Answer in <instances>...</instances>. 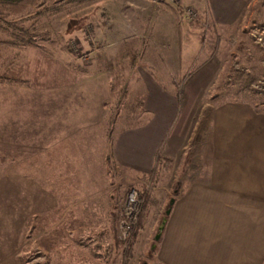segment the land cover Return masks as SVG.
<instances>
[{
  "label": "rangeland",
  "instance_id": "1",
  "mask_svg": "<svg viewBox=\"0 0 264 264\" xmlns=\"http://www.w3.org/2000/svg\"><path fill=\"white\" fill-rule=\"evenodd\" d=\"M160 2L153 1L154 12L163 11ZM167 2L190 33L178 28L177 46L159 42L152 51L161 56H150L152 65L143 53L156 43L154 35L131 39V0L0 4V177L24 176L68 200L75 196V208L87 203L88 218L113 219L119 240L112 248L114 233L105 231L97 247L99 232L85 241L78 231L65 232L63 220L54 227L46 214L29 216L20 227L2 186L0 264H151L154 249H148L171 199L208 178L215 108L239 102L264 112V0H240L232 23L219 16L225 10L218 6L227 5L219 0L183 2L197 10L194 21ZM182 43L190 56H182ZM154 77L172 86L179 116L145 175L117 164L113 149L119 131L147 120L139 83ZM179 127L180 143L169 150ZM132 188L142 193V218L125 247L118 227Z\"/></svg>",
  "mask_w": 264,
  "mask_h": 264
},
{
  "label": "crops",
  "instance_id": "2",
  "mask_svg": "<svg viewBox=\"0 0 264 264\" xmlns=\"http://www.w3.org/2000/svg\"><path fill=\"white\" fill-rule=\"evenodd\" d=\"M153 1L131 0L130 3L131 39L150 40V34L154 35L152 38L156 43L147 45L143 53L148 57V65L153 63L150 56L158 55L152 50L159 42L171 41L176 45L178 37L174 34L178 28L183 33H190L176 8L167 4L168 0L160 2L163 6L159 10L164 12L158 13L153 10ZM219 2L227 4L218 6L225 10L218 11L223 22L235 21V9L240 0ZM184 45H180L182 56L183 53L190 56ZM156 67L155 72L159 66ZM174 72L180 71L174 69ZM139 85L145 93L147 120L137 127L119 131L113 155L117 164L146 175L154 170L158 152L178 119L179 99L170 83L165 85L158 77L144 78ZM212 120L208 178L191 181L188 191L175 199L163 230L160 226L154 234L156 240L157 234L161 233L160 239L148 249V254L154 249L153 255L147 257L154 258L151 264H264V112H256L247 103L225 102L215 108ZM180 131L179 127L173 138H168L169 150L180 143ZM2 186L10 199L7 206L12 210L8 212L20 227L29 216L46 214L49 221L53 220L54 227L56 220H63L65 232L78 231L85 241L90 238L87 236L90 233L99 232L100 240L92 239L97 247L104 242L101 241L105 231L113 232L112 248L119 246L113 219L106 222L103 215L98 214L88 218L87 203L83 205L80 201L78 210L75 208L77 203L73 202L75 196L70 195L68 200L51 187L46 188L39 181L18 175L0 177V190ZM77 212L80 220L76 227L70 226ZM4 221L3 225L7 226L8 221ZM137 234L139 241L141 233Z\"/></svg>",
  "mask_w": 264,
  "mask_h": 264
},
{
  "label": "built area",
  "instance_id": "3",
  "mask_svg": "<svg viewBox=\"0 0 264 264\" xmlns=\"http://www.w3.org/2000/svg\"><path fill=\"white\" fill-rule=\"evenodd\" d=\"M174 4L182 7L183 12L186 18L190 21H194L198 19V12L195 7L182 4L186 0H171ZM187 5V6H186ZM143 198L142 193L132 188L127 196L126 201L121 213V217L119 220V238L121 242L127 247L132 240V230L137 225L142 211Z\"/></svg>",
  "mask_w": 264,
  "mask_h": 264
},
{
  "label": "trees",
  "instance_id": "4",
  "mask_svg": "<svg viewBox=\"0 0 264 264\" xmlns=\"http://www.w3.org/2000/svg\"><path fill=\"white\" fill-rule=\"evenodd\" d=\"M27 1L28 0H0V4L14 6V5H22V4L26 3ZM141 218H142V216L140 217L138 223H140ZM135 228H136V226L133 228L132 234L134 233Z\"/></svg>",
  "mask_w": 264,
  "mask_h": 264
},
{
  "label": "water",
  "instance_id": "5",
  "mask_svg": "<svg viewBox=\"0 0 264 264\" xmlns=\"http://www.w3.org/2000/svg\"><path fill=\"white\" fill-rule=\"evenodd\" d=\"M174 203H175V198H172V199H171V202H170L171 206H172ZM166 213H167V215H169V214L171 213V207L167 210ZM165 222H166V220L163 221V223H162V225H161V227H160V230H161V231L163 230V227H164V225H165ZM160 235H161V233L157 234V236H156V240H159V239H160Z\"/></svg>",
  "mask_w": 264,
  "mask_h": 264
}]
</instances>
